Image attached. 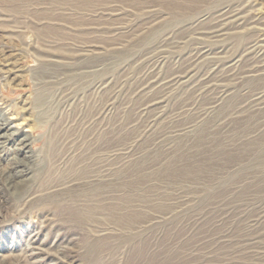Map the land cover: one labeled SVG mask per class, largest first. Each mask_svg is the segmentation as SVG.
Returning a JSON list of instances; mask_svg holds the SVG:
<instances>
[{
	"label": "rangeland",
	"instance_id": "374dc122",
	"mask_svg": "<svg viewBox=\"0 0 264 264\" xmlns=\"http://www.w3.org/2000/svg\"><path fill=\"white\" fill-rule=\"evenodd\" d=\"M237 1L0 0V264H264V71L195 32Z\"/></svg>",
	"mask_w": 264,
	"mask_h": 264
},
{
	"label": "bare ground",
	"instance_id": "6f19581e",
	"mask_svg": "<svg viewBox=\"0 0 264 264\" xmlns=\"http://www.w3.org/2000/svg\"><path fill=\"white\" fill-rule=\"evenodd\" d=\"M253 7L254 4H251L248 0L245 2L243 0H239L231 5H226L220 10L214 12L206 25L197 28L195 31L200 39L218 38L216 39L218 41H220L219 37L228 33L233 32L234 34L239 35L238 37L241 40L240 47L243 48V54L239 56L234 64L226 65L219 69L223 71L222 74H219V80H225L228 78L231 80H236L239 79V77L245 72L264 71V36L259 32L260 24L264 22V20L259 15H257ZM186 41L187 40H185V42ZM195 48L196 46H194L190 51L191 57H189V62L191 63L197 59L198 50L193 52ZM212 72H214V69ZM212 78H214V76H212ZM209 79L210 78L204 80V83L209 82ZM195 91H197V89H195L194 92ZM252 96L243 95L242 98L236 102L231 114H242L244 112L248 114H255L254 110L261 104H264V80L259 85H257V88L255 89V92ZM262 114H264V112ZM262 125H264V119ZM9 129L10 128L8 126L7 120L2 118V121L0 122V145L8 141L13 136V129L12 131H9ZM27 141L28 140L26 136L20 138L21 149L28 145ZM15 172H21L24 174L26 169L24 166H19ZM14 175L15 173L13 172L8 174L7 178L9 185H12L13 183L17 184L19 182L14 179Z\"/></svg>",
	"mask_w": 264,
	"mask_h": 264
}]
</instances>
